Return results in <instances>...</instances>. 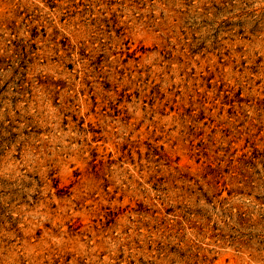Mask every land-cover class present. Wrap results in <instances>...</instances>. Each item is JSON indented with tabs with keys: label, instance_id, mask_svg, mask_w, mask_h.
Returning a JSON list of instances; mask_svg holds the SVG:
<instances>
[{
	"label": "rangeland",
	"instance_id": "obj_1",
	"mask_svg": "<svg viewBox=\"0 0 264 264\" xmlns=\"http://www.w3.org/2000/svg\"><path fill=\"white\" fill-rule=\"evenodd\" d=\"M0 264H264V0H0Z\"/></svg>",
	"mask_w": 264,
	"mask_h": 264
}]
</instances>
